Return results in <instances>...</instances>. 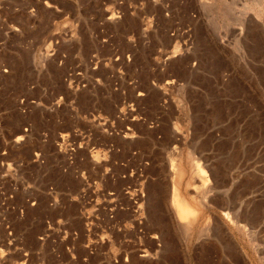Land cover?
<instances>
[{"label":"rangeland","instance_id":"obj_1","mask_svg":"<svg viewBox=\"0 0 264 264\" xmlns=\"http://www.w3.org/2000/svg\"><path fill=\"white\" fill-rule=\"evenodd\" d=\"M117 1L0 0V264H264V0Z\"/></svg>","mask_w":264,"mask_h":264},{"label":"bare ground","instance_id":"obj_2","mask_svg":"<svg viewBox=\"0 0 264 264\" xmlns=\"http://www.w3.org/2000/svg\"><path fill=\"white\" fill-rule=\"evenodd\" d=\"M179 176L181 177V174H179ZM171 207L174 211L175 217L178 219V223L180 224V226L186 223L188 217H192V215H194V211L193 209H191L192 207L183 199L176 186L173 187L172 191Z\"/></svg>","mask_w":264,"mask_h":264},{"label":"built area","instance_id":"obj_3","mask_svg":"<svg viewBox=\"0 0 264 264\" xmlns=\"http://www.w3.org/2000/svg\"><path fill=\"white\" fill-rule=\"evenodd\" d=\"M152 1V3L154 4V5H161L162 7H164V2L166 1V0H151ZM101 2L103 3V5H107V3H109V8L110 9H112L113 11H115V14L116 15H114V14H112V17H111V19H113V17H114V19L113 20H115V19H119L120 18V14H119V11L118 10H116V5H120V4H122V2H118L117 0H101ZM141 7H143V4H141Z\"/></svg>","mask_w":264,"mask_h":264}]
</instances>
